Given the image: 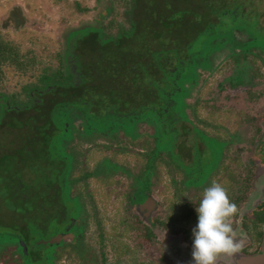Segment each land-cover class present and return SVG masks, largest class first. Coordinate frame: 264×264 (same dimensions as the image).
Here are the masks:
<instances>
[{
    "label": "flooded vegetation",
    "instance_id": "flooded-vegetation-1",
    "mask_svg": "<svg viewBox=\"0 0 264 264\" xmlns=\"http://www.w3.org/2000/svg\"><path fill=\"white\" fill-rule=\"evenodd\" d=\"M183 1L188 8L197 5ZM137 3L120 1L126 8L116 14L113 0H94V10H100L93 23L72 28L56 66L42 68L37 77L26 74L36 63L31 52L20 55L0 37V50L7 51L0 54V254L9 252L0 264H192L195 208L214 182L237 205L232 226L246 238L238 253L220 255L217 264H264V223L256 222L264 217V115L251 116L259 121L255 131L260 134L249 135L247 145H236L239 131L227 133L228 140L215 138V91L210 108L202 107L204 118L199 104L203 89H198L201 74L213 75L221 57L223 63L234 61L235 74L219 83L216 92L225 83L232 92L244 90L245 83L258 89L240 66L264 58V49L248 44L255 40L252 29L264 30L262 0L225 1L239 28L230 40L214 41L223 43L212 50L206 66L203 59L188 57L179 70L173 56L160 53L159 63L148 61L152 55L144 59L146 73L108 72L88 39L90 30L102 29L107 38L119 28L129 29V18L139 25L143 10ZM45 5L37 1V7ZM17 12L18 24H23L25 17ZM210 18L219 23L218 17ZM176 30L177 46L185 54L182 46L191 35L183 26ZM238 35L249 40L239 41ZM163 65L173 79L153 84L150 77ZM192 65L193 77L182 78ZM7 70L16 76L5 84ZM156 89L176 96L166 99ZM209 124L211 128H199ZM196 133L223 146L207 151ZM202 154L207 155L204 164L194 158ZM6 236L14 240L6 241Z\"/></svg>",
    "mask_w": 264,
    "mask_h": 264
},
{
    "label": "rangeland",
    "instance_id": "rangeland-1",
    "mask_svg": "<svg viewBox=\"0 0 264 264\" xmlns=\"http://www.w3.org/2000/svg\"><path fill=\"white\" fill-rule=\"evenodd\" d=\"M37 1L38 0H0V37H4L8 40L9 44L17 49L20 55L31 52L29 53L30 58L33 57L36 63L34 66L26 69V74L35 77L40 75L42 68L56 66V55L63 50L64 36L72 28L93 23L100 10H94V0H40L45 2L46 5L44 8L37 7ZM113 1L116 5V14L124 11L126 4L119 5V2L122 0ZM261 7H264V0H262ZM84 8L86 10H83ZM19 10L22 13V17H25L24 25L18 24L17 16L15 17ZM260 26H264V13L262 14ZM249 34L255 38V40H253L254 44L264 49V30L257 31L252 29ZM237 39L239 41L249 40L248 37L244 38L242 35H238ZM236 52L238 53L239 50L237 49ZM223 60L224 58L221 57L216 61L221 67H216L217 70L215 69L213 75H208L207 73L201 74L198 88L203 89L199 93L202 99V103H199L201 107L200 116L207 118L204 114L205 110L202 109V107H206L207 109L210 108V104L208 105V103L211 102L212 93L215 91V106L217 105V107H215V138L218 137L228 140L227 133L231 135L239 131L241 137L236 145H247L249 135L255 134V128L257 130V127H259V121L251 118V116L260 115L263 117L264 115V58L262 59V63H259L260 58H258L255 61L252 60L254 63L250 60L245 62V64L241 62L240 66V68L243 69L244 78L248 80V82L250 81L249 84H257L258 89H251L252 86H247L248 83H245L244 85L246 86H244V90L238 89L232 92V89H228V83H225L222 84L224 85V89L222 88L221 91L216 92L219 90L217 89L219 83H224L226 81L224 80L225 78L232 77L235 74L234 61L231 59L223 63ZM259 75H261V77H259ZM15 76L14 70H7L3 78L5 84L12 79L14 80ZM20 79L21 77L19 80ZM25 79L26 77L23 78V80ZM2 85H4V83H2ZM226 89L230 92L227 91L225 94ZM224 94L225 96H229L226 100ZM195 98L196 96H194V99ZM191 103L193 104L194 102L191 101ZM207 112L209 114L210 110ZM208 118L210 119L211 116L209 115ZM247 123L251 124L248 128L246 126ZM199 128L205 130L211 128V126L209 124L207 128H203L200 125ZM210 130L207 131L208 135H212V131ZM259 134L260 133H257L256 135ZM196 136L198 139L200 138L207 151L213 150L215 147L219 148L223 146V142H214V140L210 139L206 140L202 135H197V133ZM255 140L256 139H253L254 145L257 144ZM204 156L207 157V155L202 154L200 158L198 155L194 158L200 159L198 163L204 164ZM10 239L9 236L5 238V240L9 241ZM7 253L4 255L0 254V260L3 257H9ZM46 255L47 251L44 250L43 256L45 257ZM0 263H2V261H0Z\"/></svg>",
    "mask_w": 264,
    "mask_h": 264
},
{
    "label": "trees",
    "instance_id": "trees-1",
    "mask_svg": "<svg viewBox=\"0 0 264 264\" xmlns=\"http://www.w3.org/2000/svg\"><path fill=\"white\" fill-rule=\"evenodd\" d=\"M193 1H196L197 5L192 9V7L188 8L189 4L186 1L184 3L183 0H139V3H137L138 10L139 12L140 9L143 10L139 13L140 19L137 20L139 25L132 18H129L131 25L129 29L124 30L123 28H119L115 36H108L107 38H105L102 29L92 28L90 31H92L93 36H91V39L90 37L88 39L96 45H93V48L97 47L95 52H97L99 59L106 63L104 69L112 73L119 71V69L123 71L139 70L146 73L144 59L148 55H152L154 58H150L148 61L156 63L158 61V54L160 53L173 56L171 62L176 60L175 63L179 70L183 66H186L188 57L194 62L196 59H203L201 65H208V56H210L212 50L220 48L223 43L218 42V44H214V41L222 39L230 40L232 37L230 33H232L233 29L239 28V24L238 22H236L237 24L233 22V12L224 8L227 5L225 3L226 0ZM209 16L218 17L219 23H215ZM181 26L186 28L189 36L191 35L188 43L182 46L186 50L185 54L181 53L182 50H179L180 46H177L180 31H177L176 28ZM83 36L81 35L82 38L86 37ZM248 44L250 46L255 45L254 43ZM176 46L178 48H174ZM0 47H2L1 44ZM6 52L0 50V54ZM193 65L188 71H182V78L188 76V74L193 77L191 73L192 68L195 67ZM159 70L160 72L150 77L153 84H157V82L163 81L167 77L173 79L172 75L163 72L164 65ZM161 76L163 78H160ZM156 90L157 92L159 91V94L162 93L166 99L170 96L171 98L176 96L175 93L164 95L162 91L165 89ZM108 92L109 96L115 94V90L113 89H110ZM169 112L173 116L180 117L179 111L174 106L169 107ZM28 219L31 224L34 225L36 223V218ZM256 220L258 226L264 223L263 216L259 215ZM4 235L2 234V237ZM10 238L14 240L12 237Z\"/></svg>",
    "mask_w": 264,
    "mask_h": 264
},
{
    "label": "clouds",
    "instance_id": "clouds-1",
    "mask_svg": "<svg viewBox=\"0 0 264 264\" xmlns=\"http://www.w3.org/2000/svg\"><path fill=\"white\" fill-rule=\"evenodd\" d=\"M195 212L197 220L191 233L192 264H217L220 255L240 251L231 222L238 208L229 200L224 187L215 182L206 187Z\"/></svg>",
    "mask_w": 264,
    "mask_h": 264
},
{
    "label": "water",
    "instance_id": "water-1",
    "mask_svg": "<svg viewBox=\"0 0 264 264\" xmlns=\"http://www.w3.org/2000/svg\"><path fill=\"white\" fill-rule=\"evenodd\" d=\"M235 239L237 240L238 244H240V243H242V242H246V241H245L246 238H245L244 235H242L241 233H236V237H235ZM237 257L241 258V260H243V262H244V257H242V256H238V255H237ZM255 262L258 263L259 260L257 259V260H255ZM252 263H254V262H252Z\"/></svg>",
    "mask_w": 264,
    "mask_h": 264
}]
</instances>
